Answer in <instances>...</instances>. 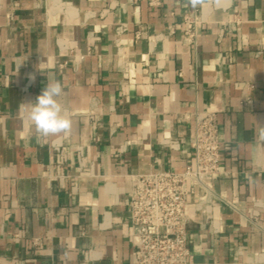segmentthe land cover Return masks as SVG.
<instances>
[{
  "label": "crops",
  "instance_id": "1",
  "mask_svg": "<svg viewBox=\"0 0 264 264\" xmlns=\"http://www.w3.org/2000/svg\"><path fill=\"white\" fill-rule=\"evenodd\" d=\"M198 7L186 46L190 0H0V264H130V177L189 166L196 111L221 161L190 264H264V0ZM54 82L70 129L43 137Z\"/></svg>",
  "mask_w": 264,
  "mask_h": 264
},
{
  "label": "built area",
  "instance_id": "2",
  "mask_svg": "<svg viewBox=\"0 0 264 264\" xmlns=\"http://www.w3.org/2000/svg\"><path fill=\"white\" fill-rule=\"evenodd\" d=\"M202 23L199 7L183 16L184 45H196ZM189 146L193 160L183 171L160 170L130 177V264H190L189 208L202 210V192H208L210 182L220 174L216 112L194 113Z\"/></svg>",
  "mask_w": 264,
  "mask_h": 264
},
{
  "label": "clouds",
  "instance_id": "3",
  "mask_svg": "<svg viewBox=\"0 0 264 264\" xmlns=\"http://www.w3.org/2000/svg\"><path fill=\"white\" fill-rule=\"evenodd\" d=\"M201 0H190V6L196 9ZM63 94L60 82L49 83L42 93L30 103L28 118L35 130L43 137L66 134L70 129V120L64 115V109L59 102Z\"/></svg>",
  "mask_w": 264,
  "mask_h": 264
}]
</instances>
